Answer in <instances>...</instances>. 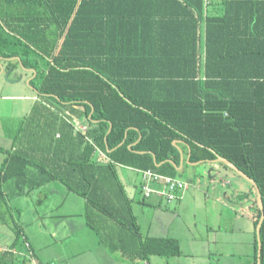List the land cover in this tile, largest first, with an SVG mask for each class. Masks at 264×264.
<instances>
[{"label":"trees","instance_id":"obj_1","mask_svg":"<svg viewBox=\"0 0 264 264\" xmlns=\"http://www.w3.org/2000/svg\"><path fill=\"white\" fill-rule=\"evenodd\" d=\"M0 58L6 71L35 72L38 92L28 126L0 147V220L9 215L16 234L0 264H43L10 201L40 191L44 205L41 188L56 182L67 195L58 206L80 197L86 226L128 262L178 256L175 239L142 235L118 172L139 174L143 201L172 203L145 196L163 183L144 173L179 179L174 141L190 162L233 163L264 211V0H0ZM261 243L264 264V222Z\"/></svg>","mask_w":264,"mask_h":264},{"label":"rangeland","instance_id":"obj_2","mask_svg":"<svg viewBox=\"0 0 264 264\" xmlns=\"http://www.w3.org/2000/svg\"><path fill=\"white\" fill-rule=\"evenodd\" d=\"M15 73L16 74L13 72L8 73L7 77L5 74L0 75V140H3V137L6 139H15L19 127L21 124L23 125V122L25 128L28 126L27 122L24 120V117L27 116L26 114L30 111L32 106V96H37V93L33 90V87L28 83L32 77L29 75L31 72L27 71V69L21 66L16 70ZM215 166L216 169L225 168L224 163L222 162H216L212 165L208 163H203L197 166L188 165L185 166L183 170L178 171L177 177L183 181L191 183L192 179L189 177V173L192 171L194 173L196 172L203 178V182H207L208 185L200 186L198 183L199 177L192 180L194 181L193 183L200 186L199 188L201 191H203V196L206 192L207 197H209V195L213 192L212 184L216 183V181L219 182L220 179V176H215L216 169H213ZM118 172L120 178L124 181L127 187L128 182L124 177L128 173L135 179L138 177L137 181H140L139 174L129 171L127 168L120 167L118 168ZM232 174L234 175V178L232 179L231 183L222 184L221 186L219 184L218 189L222 187L225 190L230 188L234 190V192L237 190L238 195L231 197L228 194V198L226 197V200L224 195L227 191L225 192V190H223L222 193L218 194L219 201L222 203L225 202L226 205L228 204L230 206V208L227 206H222L220 203H215V210L217 209L218 216L213 219V213L210 211L206 212V214L201 213L199 215L198 221H201V225L199 224L198 228L199 231L203 232L201 235L199 234V236H196L197 241H199V239H202L203 241L204 239H208V237L209 241L213 240L212 232L214 230L205 231L201 228V226L204 219H207L208 225L211 226L210 229H214V223L221 225L220 217L222 214H225L222 217V220L225 222L223 229L233 226L234 230L241 232L235 235L234 240H239L240 237L244 238L247 236L248 228L243 214L244 212L248 214V210H250L252 206H244L243 208L240 207L245 204V202L240 203V199L245 197V194L250 193L249 201L253 199L254 202H257V195H255V189L250 182L242 177H239L238 175L236 176L234 171H232ZM133 193L136 195L135 197L133 196ZM42 195L43 194L40 191H36L30 195H24L19 198H15L12 200V202L10 201V206L13 207L15 220L22 224L24 234L26 237H28L32 248L36 253L37 259L43 264H48L49 262L54 264H175V262L179 260L178 258H175V256L170 258L160 257L162 260L158 261L147 260L130 263L125 257L121 255V253L114 251L110 245L101 242L98 238V234L94 230L85 227L84 208L82 206L80 197L75 196L74 194L71 195L73 197L69 198L64 206H61L63 208L59 207L58 203L46 216V209L42 205L38 204V200L43 197ZM129 196L132 199L133 208L136 211L140 221L145 223L144 221L149 217V215L145 212L143 214L142 209H140L138 206V201L142 198L139 186H136V188L133 189V192L129 193ZM6 199H9V197L6 196ZM229 200L232 201L230 202ZM56 201L58 200H54V204ZM78 202H81V206L79 207L78 205L80 203L78 204ZM164 204L169 206L168 203ZM257 205L261 210L259 203H257ZM15 207H18L22 210L21 220L20 217H18L19 211H17ZM232 208H235L236 210ZM61 215L70 216H67L65 219ZM39 220L41 222H39ZM229 222H231L232 225H228ZM146 223L144 224L145 227L147 226ZM13 226V220L9 215L5 216L4 220L0 222V247L10 248L15 243L16 234ZM219 229L221 228H218L217 230ZM22 241L23 239H20V241H18L14 247L24 254L27 252V249L26 246L23 245ZM199 242V247L202 249V242ZM211 247H213V242L211 243ZM237 256L238 255L235 256L234 261L238 260ZM21 258L22 257H20V259ZM227 258L228 253L225 254L223 261L226 262ZM167 261H169V263ZM189 262L190 260H186V263Z\"/></svg>","mask_w":264,"mask_h":264},{"label":"crops","instance_id":"obj_3","mask_svg":"<svg viewBox=\"0 0 264 264\" xmlns=\"http://www.w3.org/2000/svg\"><path fill=\"white\" fill-rule=\"evenodd\" d=\"M0 66H3V64H0ZM27 71L32 72L29 69H27ZM15 72L13 73L16 74ZM8 73H11V71H8L5 73L6 77ZM0 75H4V71ZM35 75H33L32 77H34ZM32 99H33L32 106L30 108V111L26 115H28L31 112L32 107L37 97L32 96ZM82 124L83 123L81 122L76 124L78 125L76 126V130H78V127L81 126ZM181 144H177V147L173 144L178 150L180 149L179 150L180 161H181V152L184 157L183 166L180 170H177V171H181L183 170L185 166L191 165L187 163V157L189 155L190 148L187 147V149L184 150L181 147ZM12 145H13V139L11 138L6 139L5 137H3V140H0V147L3 149H11ZM4 160H5V153L0 152V167L2 166V163L4 162ZM199 162L201 163H198L196 165H191V166H197L203 163H208L210 165L216 163L214 160L199 161ZM193 163H196V162H193ZM213 169H216V166ZM223 169L221 168L216 169L215 176L217 177L220 176V179H219V182L216 181V183L212 184L213 192L209 195V197H207L206 192L204 193V196H203V191H201L199 188L201 185H208L207 182L205 181L203 182V178L200 175H198L196 172L194 173L193 171L189 173L190 175L189 177L192 180L197 179L199 177L198 183L200 186L198 184L193 183L194 181L192 180H191V183L184 181L187 184V188L182 193H180V195L178 196L179 198L176 201L170 203L169 206H166L164 204L165 202L163 200L162 201L159 200L158 198H153V199L151 198V200L143 201V196H141L142 198L141 200L139 199L138 206L140 207V209H142L143 214L145 212L146 214L149 215V217L144 221L145 223L147 221L146 227L144 226L145 223H142V221H140L132 205L133 211L135 215L137 216L138 224L140 225L141 233L143 236L156 237V238H172L178 242L179 247H180V254L175 257L179 259L175 262V264L176 263L177 264H258V258L256 257L257 253H256V247H255V243L257 240V236H256L257 207L255 206L253 199L249 201L250 193L245 194L244 195L245 197L243 198L241 197L242 199H240L241 200L240 203L245 202V204H243V206H240V207L243 208L244 206L245 207L252 206L251 209L248 210V214H246L245 212L243 214V217L246 219V225L248 228L247 236H245L244 238L240 237L239 240H234L235 235L241 232L234 230L233 226H229V228L223 229L225 222L222 220V217L225 214H222L220 217L222 226L214 223L215 228L212 227L214 229H210L211 226L208 225L207 219H204L203 224L201 226V228L204 229L205 231L214 230L212 232L213 240L209 241V237L208 239H204L203 241L202 239H199V241H201L203 245L202 249H200L199 247L200 242L196 240V236H199V234L201 235V233L203 232V231H199V228H198L201 222V221H198L199 215L201 213L206 214V212L210 211L213 213L212 218L214 219L216 216H218L217 209L215 210L216 204L220 203L222 206H227L230 208V206L228 204L226 205L225 202L222 203L221 201H219L218 194L222 193L223 190L225 189L222 187L218 189V187H219V184L221 186L222 184L231 183L232 179L234 178V175L232 174V171L234 170H232L230 167L229 169H226V168H223ZM128 170L136 172L135 170H132V169H128ZM235 174L236 176L238 175L236 172ZM124 178L128 182V187L124 183V181L122 179L121 180L123 181L126 187L127 193L129 195L130 192L131 193L133 192V189L136 188V186H139V182L137 181L138 177L135 179L128 173L126 174ZM56 184L59 187L58 189H54ZM41 189L47 190V191L51 190V193L49 194L48 198L44 202V205L42 204V206L46 209V212H47L46 216H47L51 210V207L54 206L56 203L57 204L62 203L63 199L67 195L65 194V190L63 186L59 184L58 182L48 184ZM225 192H226L224 195L225 199L228 194L231 197H235V195H238L237 190L236 192H234V190L230 188L225 190ZM133 196L135 197L136 195H134L133 193ZM54 200H58V201H56V203L54 204ZM229 201L231 202L232 200H229ZM78 204H79L78 207L81 206V202H78ZM82 206H83V202H82ZM232 209L236 210L235 208H232ZM39 222L41 221L39 220ZM228 225H232L231 222H229ZM216 228L217 229L221 228V229L217 230ZM212 242H213V247H211ZM225 252L228 253V258L226 262L223 261L225 254H227ZM236 255H238L237 256L238 260L234 261ZM149 260L158 261V260H162V258H160L159 256H152L150 257ZM186 260H190V262L186 263ZM167 262L169 263V261Z\"/></svg>","mask_w":264,"mask_h":264},{"label":"water","instance_id":"obj_4","mask_svg":"<svg viewBox=\"0 0 264 264\" xmlns=\"http://www.w3.org/2000/svg\"><path fill=\"white\" fill-rule=\"evenodd\" d=\"M15 58H12V60H14ZM20 60V59H19ZM0 61H1V58H0ZM3 68L1 67L0 68V74L3 73ZM36 73L34 72V75ZM33 78V77H32ZM29 80V84H30V81L31 79ZM33 90H34V87H33ZM35 91V90H34ZM36 93H38L37 91H35ZM94 109L92 108V111L89 115V117H91L92 113H93ZM111 130V129H110ZM173 144L177 147V144H181V141H174ZM180 150V149H179ZM190 155H191V151L189 150V155L187 157V163L191 164V165H196L198 163H201V162H196V163H193V162H190ZM154 157V156H153ZM183 154L181 152V161H180V164L179 166H177L174 162H173V165L176 167L177 170H180L183 166ZM154 160L155 157H154ZM215 162H222L224 163L225 165L229 166L232 170H234L239 176H241L242 178H244L245 180H247L248 182H250L252 184V186L254 187L255 191H256V195H257V203H259L260 205V208H261V217L259 219V222L256 226V236H257V243H258V250H257V258H258V264H260V257H261V248H262V243H261V227H262V224L264 222V211H263V207H262V195H261V192H260V189L259 187L257 186L256 182L250 178L249 176H247L244 172H242L241 170H239L233 163H231L230 161H228L227 159L223 158V157H217L215 160ZM161 164H157V166H160Z\"/></svg>","mask_w":264,"mask_h":264},{"label":"built area","instance_id":"obj_5","mask_svg":"<svg viewBox=\"0 0 264 264\" xmlns=\"http://www.w3.org/2000/svg\"><path fill=\"white\" fill-rule=\"evenodd\" d=\"M204 1L206 4L208 0ZM85 129L86 127L83 125L78 127V130L80 131H84ZM144 174L149 181L155 180L157 183H163L162 189H156L152 188L148 182V185L144 187L145 196L147 197L152 194H157L159 196H165L168 199V202H174L178 199L177 192L187 188V184L184 181L176 178L165 177L152 171H146Z\"/></svg>","mask_w":264,"mask_h":264},{"label":"flooded vegetation","instance_id":"obj_6","mask_svg":"<svg viewBox=\"0 0 264 264\" xmlns=\"http://www.w3.org/2000/svg\"><path fill=\"white\" fill-rule=\"evenodd\" d=\"M13 61H15V59H14ZM1 64H2V63H1ZM1 67L4 69V66H0V68H1ZM3 71H4V74H5L6 72H8V71H6V69H4Z\"/></svg>","mask_w":264,"mask_h":264}]
</instances>
